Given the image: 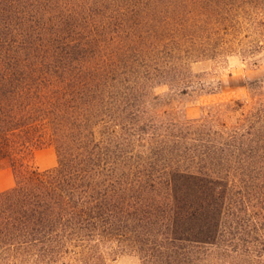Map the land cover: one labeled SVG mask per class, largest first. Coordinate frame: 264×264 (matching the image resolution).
<instances>
[{
    "label": "rangeland",
    "instance_id": "rangeland-1",
    "mask_svg": "<svg viewBox=\"0 0 264 264\" xmlns=\"http://www.w3.org/2000/svg\"><path fill=\"white\" fill-rule=\"evenodd\" d=\"M262 111L264 0H0V172L12 186L11 163L45 168L47 149L57 166L104 140L111 161L125 151L175 168L210 166L190 156L235 143L211 155L238 171L225 228L263 255L235 264H264ZM107 249L109 264H141Z\"/></svg>",
    "mask_w": 264,
    "mask_h": 264
},
{
    "label": "trees",
    "instance_id": "trees-1",
    "mask_svg": "<svg viewBox=\"0 0 264 264\" xmlns=\"http://www.w3.org/2000/svg\"><path fill=\"white\" fill-rule=\"evenodd\" d=\"M103 143L80 146L48 169L11 163L14 185L0 192V264H109L112 242L141 264H235L241 252L263 257L254 242L239 248L242 240L225 228L228 185L238 171L211 155L236 150L235 143L202 145L190 156L212 160L210 166L175 168L144 165L125 151L111 161Z\"/></svg>",
    "mask_w": 264,
    "mask_h": 264
},
{
    "label": "crops",
    "instance_id": "crops-1",
    "mask_svg": "<svg viewBox=\"0 0 264 264\" xmlns=\"http://www.w3.org/2000/svg\"><path fill=\"white\" fill-rule=\"evenodd\" d=\"M45 152H47L48 158H49L48 159L49 161H47L48 165L45 168H41L38 161L36 162L37 167L41 170L52 168L55 166V163H56L55 158H53L51 155L50 149L45 150ZM12 183H13V181H12V175H11L10 170L6 169V170H3L2 172H0V191H4L8 188H11Z\"/></svg>",
    "mask_w": 264,
    "mask_h": 264
}]
</instances>
